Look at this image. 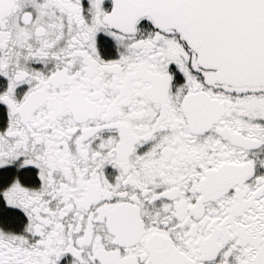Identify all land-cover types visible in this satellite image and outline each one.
Wrapping results in <instances>:
<instances>
[{
	"label": "snow or ice",
	"instance_id": "snow-or-ice-1",
	"mask_svg": "<svg viewBox=\"0 0 264 264\" xmlns=\"http://www.w3.org/2000/svg\"><path fill=\"white\" fill-rule=\"evenodd\" d=\"M0 264H264V0H0Z\"/></svg>",
	"mask_w": 264,
	"mask_h": 264
}]
</instances>
